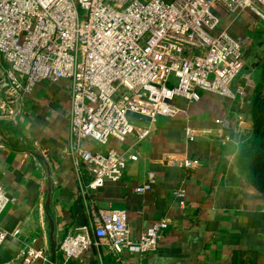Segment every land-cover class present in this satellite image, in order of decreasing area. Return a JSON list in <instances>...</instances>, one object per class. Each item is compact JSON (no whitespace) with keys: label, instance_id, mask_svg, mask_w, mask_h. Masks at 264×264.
I'll return each mask as SVG.
<instances>
[{"label":"crops","instance_id":"0c3cea01","mask_svg":"<svg viewBox=\"0 0 264 264\" xmlns=\"http://www.w3.org/2000/svg\"><path fill=\"white\" fill-rule=\"evenodd\" d=\"M218 14L220 30L246 40V63L233 83V97L202 92L197 102L175 98L179 111L156 120L135 149L138 159L127 161L121 179L88 189L86 195L90 177L83 171L79 180L68 152V82L38 83L12 104L0 94V186L9 199L0 214L6 233L0 264H12L25 246L47 256V262L32 264H120L102 246H91L77 260L58 252L66 234L89 227L91 207L125 211L133 241L152 224L169 221L156 251L122 254L121 261L129 264H264V194L236 164L252 127L264 26H253L249 12L229 15L219 9ZM129 118L136 124L148 122L135 114ZM186 129L193 130L195 140L185 139ZM225 136L229 141L223 142ZM83 146L100 149L91 142ZM129 146L128 139L108 148L124 151ZM183 158L198 166L184 169L177 164ZM149 173L154 175L150 190L136 193Z\"/></svg>","mask_w":264,"mask_h":264},{"label":"built area","instance_id":"2783aa9c","mask_svg":"<svg viewBox=\"0 0 264 264\" xmlns=\"http://www.w3.org/2000/svg\"><path fill=\"white\" fill-rule=\"evenodd\" d=\"M219 9L229 15L249 12L253 26H264V0H0V94L12 104L38 83L68 82V152L79 180L83 171L90 177L86 195L121 179L156 120L179 111L175 98L197 102L202 92L233 97V83L246 63V40L218 28ZM129 114L148 122L136 124ZM184 134L188 141L197 136L191 129ZM128 139L124 151L108 148ZM177 164L198 166L192 158ZM153 182L149 173L134 191L144 194ZM8 204L0 186V214ZM168 227L162 219L133 241L125 211L91 207L89 227L66 234L58 252L77 260L91 246H102L116 262L129 264L121 261L124 252L156 251ZM5 237L0 228V245ZM38 259L47 262L42 250L25 246L12 264Z\"/></svg>","mask_w":264,"mask_h":264},{"label":"trees","instance_id":"16d2710c","mask_svg":"<svg viewBox=\"0 0 264 264\" xmlns=\"http://www.w3.org/2000/svg\"><path fill=\"white\" fill-rule=\"evenodd\" d=\"M258 71L251 106L252 127L249 136L241 143L236 164L253 187L264 194V53L258 62Z\"/></svg>","mask_w":264,"mask_h":264},{"label":"rangeland","instance_id":"374dc122","mask_svg":"<svg viewBox=\"0 0 264 264\" xmlns=\"http://www.w3.org/2000/svg\"><path fill=\"white\" fill-rule=\"evenodd\" d=\"M219 26H220V24H219ZM170 81H173V80L171 79ZM123 94H124V92L121 91L119 95H123Z\"/></svg>","mask_w":264,"mask_h":264}]
</instances>
